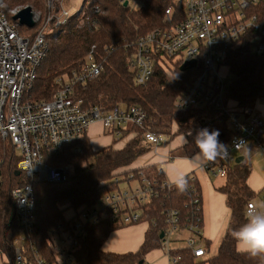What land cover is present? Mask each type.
Here are the masks:
<instances>
[{"label":"trees","instance_id":"trees-1","mask_svg":"<svg viewBox=\"0 0 264 264\" xmlns=\"http://www.w3.org/2000/svg\"><path fill=\"white\" fill-rule=\"evenodd\" d=\"M43 1L6 0L8 5L21 4L33 9L39 8ZM95 2L99 4V14L83 7L65 24L58 27L51 25V31L46 35L47 50L36 68L35 80L26 93L27 99L35 103L50 101L61 84L70 82L72 73L80 71L93 47L95 61L101 65L100 74L92 81L74 86L75 100H81L85 107L100 106L105 110L118 105L140 107L146 117L143 129L131 126L122 132V137L129 139L121 150L106 147L95 152L85 135L77 143L78 153L70 148L58 154L46 155L48 163L65 165L69 171L66 180L61 183L32 181L34 224L28 231L20 228L11 197V191L26 185L28 180L16 171L13 152L0 139V264H17L14 251L18 231L22 232L20 249L23 264H36L37 257L53 264L55 259L47 234L59 223L64 224L66 210L94 206L103 187L119 189L129 175H132L130 181L139 184L143 181L158 184L166 181L155 165L125 170L150 151V146L141 138L142 130L165 135L168 139L166 142L175 136L185 137L187 142L181 148L186 154L189 150L188 157L196 151L194 138L202 128L217 131L218 140L223 145L230 139L226 119L219 110L177 109L174 106L176 98L198 75L197 61L195 66L184 70L176 66L175 70L167 72L157 66L144 86L134 83L130 64L133 44L149 31L162 26L163 14L168 7L176 10L171 0H146L137 8H130L128 4L124 6L126 0ZM246 14L254 16L255 25L264 29V1L250 7ZM254 36V30L248 29L232 45L222 63L227 69L224 103L233 112L264 104V52L256 54L252 48L259 40L264 43V37L254 39ZM166 142L160 147L165 146ZM248 146L257 149L253 144ZM250 174V164L243 161L234 163L223 177L224 183L216 188L218 193L225 196L230 217L214 256L195 258L184 245V240L189 236L184 228L190 223H197L201 232L199 243L205 249L210 246L202 236L201 187L192 174H187L184 176L187 184L183 192L178 191L175 185H170L168 189L154 185L157 197L140 209L141 220L137 224L147 223L148 228L136 252H104L102 246L109 234L125 226L103 221L86 228L85 236L72 252L70 264H143L147 253L161 248L159 235L167 226L165 216L174 212L181 225L177 235L181 247H174L169 253L177 259L176 264H264V255L252 257L238 252L230 235L246 222L247 203L264 191L254 193L249 188L247 180ZM115 179L119 183H114Z\"/></svg>","mask_w":264,"mask_h":264},{"label":"built area","instance_id":"built-area-1","mask_svg":"<svg viewBox=\"0 0 264 264\" xmlns=\"http://www.w3.org/2000/svg\"><path fill=\"white\" fill-rule=\"evenodd\" d=\"M96 0H86L81 6L95 14L100 13ZM98 1V0H97ZM146 0H134L140 6ZM264 0H171L175 7H168L163 14L162 26L149 31L134 44L130 64L134 83L144 86L151 78L154 68L175 70L185 62L193 61L199 66V73L188 88L175 100L177 109H211L224 114L230 139L225 150L214 161L201 167L212 177H224L235 163L236 153L249 144L264 154V122L261 114L254 108L246 107L241 112H233L224 103L225 76L220 69L232 45L252 28L254 39L264 37V29L255 25V17L246 11ZM6 0H0V139L13 152L16 171L28 180L22 187L11 191L16 216L22 230H30L34 224V199L32 181L61 183L66 180L69 168L53 165L46 161V155L58 154L65 149L79 152L77 143L86 135L88 127L100 123L104 135L119 142L124 131L134 126L143 129L145 114L140 107L122 105L105 110L100 106L85 107L81 100H75L74 86L96 79L101 65L95 61L92 47L78 73H72L70 82L61 84L48 102L35 103L27 99L36 76V68L45 56L46 35L50 27L63 25L73 15L62 7V0H44L43 9L31 8L34 26H20L13 17L27 6L8 8ZM128 4V2H127ZM10 7V6H9ZM82 23V20L80 21ZM20 27L27 36L20 34ZM254 52H264L260 40L253 45ZM131 135L130 133H128ZM141 138L151 149H157L168 139L165 135L142 130ZM18 152V153H17ZM238 156V155H237ZM129 175L125 189L102 188L94 206L64 212V224L48 231L53 264H70L72 252L85 236L86 228L108 221L122 226L136 225L141 220V207L157 197L154 185L168 189L167 181L158 184L152 181H130ZM114 183H119L118 179ZM131 183L135 185L130 186ZM122 186V185H121ZM247 203L245 214L250 211H264V191ZM69 212L68 215H65ZM166 217V229L162 232L161 250L176 264L177 259L170 256V250L181 247L178 238L180 224L176 213ZM189 236L184 245L195 258H204L207 250L200 242L197 223L184 228ZM170 238L175 246H169ZM175 239V240H174ZM17 264H23L20 246L15 248ZM36 264H48L37 257Z\"/></svg>","mask_w":264,"mask_h":264},{"label":"crops","instance_id":"crops-1","mask_svg":"<svg viewBox=\"0 0 264 264\" xmlns=\"http://www.w3.org/2000/svg\"><path fill=\"white\" fill-rule=\"evenodd\" d=\"M254 109L261 114V120L262 122H264V104H257L255 105ZM86 136L90 142L92 150L95 152L106 147H112L114 150H121L129 139L127 137L123 140H120L119 142H115L112 138L104 135L102 126L98 122L93 123L88 127ZM180 137L183 138L182 136H178L177 138ZM100 139L104 143H99L97 148H94L92 142H99L101 141ZM184 144L185 142L183 140H177L176 142H174V138H172L168 142H166L165 146L158 147L157 149H151L149 152L139 157L130 167L126 168L125 170H135L144 166L155 165L157 167V170L163 174L165 180L169 184L170 179L178 174H182L183 176L192 174V176L198 180V171L202 173L201 175H203L204 178L208 181V202L205 205V210L202 207V236L204 241H209L210 243L208 249L206 248L207 254L204 257L207 258L216 254L219 242L227 229L230 213L225 205V196L216 192V190L211 187V183L209 182L211 178L207 179L206 173L203 171L201 166L197 167L190 164V158H173L171 156L173 150L183 146ZM247 185L254 193H258L259 191L264 189V177H262L256 170H251V174L247 180ZM147 228V223H141L139 224V226L129 228L127 230H115L109 234L106 242L102 246V250L104 252L118 254L136 252L143 242L144 234ZM203 246L204 245L202 244V247ZM210 247H212L211 251ZM161 252L166 256L165 258ZM144 260L148 262V264H169L168 256L163 250H161V248L152 250L147 253L143 261Z\"/></svg>","mask_w":264,"mask_h":264},{"label":"clouds","instance_id":"clouds-1","mask_svg":"<svg viewBox=\"0 0 264 264\" xmlns=\"http://www.w3.org/2000/svg\"><path fill=\"white\" fill-rule=\"evenodd\" d=\"M218 135L217 131H209L207 128H202L196 133L194 138L196 151L190 157L193 166H202L216 160L222 154L225 146L219 142ZM182 140L187 142L185 137ZM169 182L181 192L185 190L187 184L182 174L172 177ZM230 235L235 241L238 252L252 257L264 255V211L248 212L246 222L233 230Z\"/></svg>","mask_w":264,"mask_h":264},{"label":"rangeland","instance_id":"rangeland-1","mask_svg":"<svg viewBox=\"0 0 264 264\" xmlns=\"http://www.w3.org/2000/svg\"><path fill=\"white\" fill-rule=\"evenodd\" d=\"M126 1L128 2V5H129L130 8H137L139 6V4L137 2H134V0H126ZM85 2H86V0H62V7L68 12V14L73 15V14L77 13L80 10L81 6ZM5 4L8 6V8L21 6V4L8 5L7 2H5ZM41 4H42V8H43V2H41ZM41 4H40V7L37 8V10H41L42 9L41 8ZM20 34L22 36H27L26 32H25V29L23 27H20ZM220 73H221L222 76L227 75L226 67L221 68L220 69ZM177 137L178 136L174 137V142H176L177 140H180V141L182 140L181 137L180 138H177ZM99 143L102 144L104 142L102 140L99 141V142H92V145H93L94 148H97ZM188 153H189V150H188ZM188 153L186 154L182 150V148L179 147V148H177V149L172 151V153H171L172 155L171 156L173 158H176V157L190 158V157H188ZM236 155L242 156L244 158L243 162H245L247 164H250L251 170H256L262 177H264V154H263V152L261 150L254 149V148H252L250 146H247L242 151L236 153ZM201 174L202 173L198 171V174H197L198 180L200 182V185L202 184L201 185V188H202V207L205 210V205L208 202V195H207L208 194L207 193V190H208L207 183H208V181ZM206 176H207V179L211 178L209 180V182L211 183V187L214 190H216L215 187H220L224 183V179L221 178V177L213 178L212 176H208L207 174H206ZM127 178H128V176L125 177V179H127ZM134 185H135L134 183L130 184L131 187H133ZM126 187L127 186L125 184H122V186H121L122 189H125ZM255 201L258 202V199H256ZM68 214H69V212L65 213V215H68ZM137 226H139V224L126 226V227L121 228L120 230L118 229V231L127 230L129 228H134V227H137ZM172 237L177 238L178 236L173 234L171 236V238ZM171 238H170L169 246L172 247V246H174L175 243H172ZM21 239H22V232L21 231L16 232V235H15L16 246H21L22 245V240ZM211 250H212V247H210V251ZM158 252H160V251H158ZM163 256H164V258L166 257L164 254H163ZM0 263H1V259H0ZM143 263L144 264H148V262H146L145 260L143 261Z\"/></svg>","mask_w":264,"mask_h":264},{"label":"water","instance_id":"water-1","mask_svg":"<svg viewBox=\"0 0 264 264\" xmlns=\"http://www.w3.org/2000/svg\"><path fill=\"white\" fill-rule=\"evenodd\" d=\"M124 6H127V1L124 3ZM12 19H13V21H18V24L20 26H24L26 28H32L34 26L33 14L31 12V8H29V7H25L24 9H22ZM193 65H194L193 61L185 62L179 67V69L180 70L190 69L193 67ZM243 159L244 158L242 156H238L237 158H235V163L238 164L241 161H243ZM162 236H163V234L161 233L159 235V238L161 239Z\"/></svg>","mask_w":264,"mask_h":264}]
</instances>
